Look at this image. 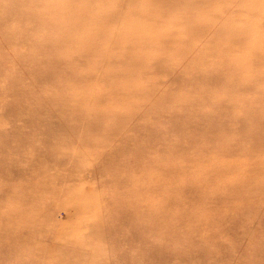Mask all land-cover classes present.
I'll use <instances>...</instances> for the list:
<instances>
[{
  "label": "rangeland",
  "instance_id": "374dc122",
  "mask_svg": "<svg viewBox=\"0 0 264 264\" xmlns=\"http://www.w3.org/2000/svg\"><path fill=\"white\" fill-rule=\"evenodd\" d=\"M0 2V264H264V0Z\"/></svg>",
  "mask_w": 264,
  "mask_h": 264
},
{
  "label": "bare ground",
  "instance_id": "6f19581e",
  "mask_svg": "<svg viewBox=\"0 0 264 264\" xmlns=\"http://www.w3.org/2000/svg\"><path fill=\"white\" fill-rule=\"evenodd\" d=\"M5 1H6V0H5ZM0 3H4V2H0ZM1 8L4 9V5H3V7H1ZM3 9H2V11H3ZM0 10H1V9H0ZM4 29H5V28H4ZM242 44H243V43H242ZM242 44H241V45H242ZM25 45H26V44H25ZM18 46H19V45H18ZM242 48H243V47H242ZM259 55H260V54H259ZM259 55H258V56H259ZM32 61H33V60H32ZM254 61H255V60H254ZM41 65H42V64H41ZM41 65H40V66H41ZM47 67H48V66H47ZM257 67H258V66H257ZM102 68H103V70H104V67H102ZM29 77H30V76H29ZM29 77H28V78H29ZM116 77H117V78H121L119 75H116ZM31 78H32V77H31ZM262 78H263V77H262ZM263 79H264V78H263ZM261 80H262V79H261ZM36 81H37V80H36ZM116 81H117V79H116ZM152 81H153V80H152ZM50 83H51V82H50ZM114 84H115V83H114ZM33 88H34V87H33ZM230 92H231V91H230ZM9 94H10V93H9ZM157 94H158V93H157ZM160 95H161V94H160ZM135 96H137V95H135ZM47 98H48V97H47ZM137 98H138V97H137ZM159 99H160V98H159ZM44 100H45V99H44ZM46 100H47V99H46ZM161 100H162V99H161ZM47 101H48V100H47ZM107 101H108V100H107ZM148 101H149V100H148ZM223 101H224V100H223ZM223 101H222V102H223ZM227 101H228V100H227ZM43 102H44V101H43ZM224 102H225V101H224ZM44 103H45V102H44ZM55 103H56V102H55ZM48 104H49V102L47 103V105H48ZM50 104H51V103H50ZM94 105H96V104H94ZM146 105H148V104H146ZM160 105H161V104H160ZM10 107H11V106H10ZM32 107H33V105H32ZM106 107H107V106H106ZM108 107H109V106H108ZM239 132H240V131H239ZM211 151H212V150H211ZM78 171H79V170H78ZM170 189H172V188H170ZM189 233H191V232H189ZM193 234H194V233H193ZM175 237H177V235H176ZM178 237H179V236H178ZM198 243H199V242H198ZM199 244L201 245V243H199Z\"/></svg>",
  "mask_w": 264,
  "mask_h": 264
}]
</instances>
